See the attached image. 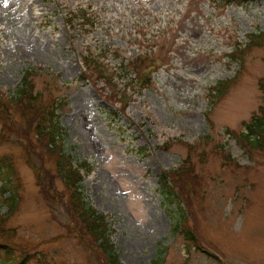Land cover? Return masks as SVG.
Instances as JSON below:
<instances>
[{"label": "rangeland", "instance_id": "1", "mask_svg": "<svg viewBox=\"0 0 264 264\" xmlns=\"http://www.w3.org/2000/svg\"><path fill=\"white\" fill-rule=\"evenodd\" d=\"M29 70L39 100L62 103L64 151L93 169L82 189L119 264H264V136L243 135L264 116V0H0V96ZM12 113L0 107V161L14 162L18 201L7 213L0 198V247L11 264H108L55 154ZM185 168L174 231L178 207L159 185Z\"/></svg>", "mask_w": 264, "mask_h": 264}, {"label": "trees", "instance_id": "2", "mask_svg": "<svg viewBox=\"0 0 264 264\" xmlns=\"http://www.w3.org/2000/svg\"><path fill=\"white\" fill-rule=\"evenodd\" d=\"M253 36H256V38L261 37L260 34H253ZM233 56L234 55H232V58ZM234 58H237L236 55ZM85 64L86 72L88 71L90 73L92 70L98 78L103 80L105 71L99 59L91 57L85 58ZM149 68L150 66L148 65V67L142 70L143 74L140 76V82L143 83V86H147V83L151 79L149 75L151 70ZM33 71L29 70L24 73L22 83L19 84L11 98L3 99L0 96V107L5 110L7 116L3 118L8 122H13L15 118L12 117V115V118H10V114H13V110H20L23 114L22 118L29 121L23 124L26 125V132H31V130L35 132L38 141L44 143L46 148L51 153L55 154L57 168L59 169L58 175L70 190L72 207L76 213L79 212L78 214L86 226L87 232L90 233L91 237H93L96 242L100 241L98 245L105 254L108 264H119V255L114 249V243L111 242L113 229L108 226L106 219L107 215L98 213L92 205H89V201L86 199L82 189L83 181L92 173L93 169L88 165L89 162L86 159L80 163H74L73 157L64 151L63 145L61 144V141L63 142L64 128L60 123V115L57 113L62 103L58 102L57 99V103L48 105L42 102L41 99L39 100V96L34 93L33 90L34 85L31 77ZM226 84V80L219 83L213 96L216 97V95L218 96L221 94ZM20 125V127L23 126L22 124ZM247 127L249 131L243 134L244 139L250 143V146L260 143L264 136V116H255ZM26 135L27 134L24 133V136ZM3 160L0 161V198L4 197L3 203L8 207L7 213H12L18 201L17 193L9 188V185L12 183L10 176L14 175V162L12 159ZM190 174L191 169H171L160 180V191L168 203L170 205L175 204L178 208L180 206V209L177 208L175 210L178 212V215L175 219L174 231H182L183 224L186 221V214L185 211H183L182 202L175 188L178 184L188 183ZM6 193L9 194L7 195ZM185 234L187 239L193 243H197L195 237L188 229ZM0 248L2 249V264H11L12 257H10V246L2 245Z\"/></svg>", "mask_w": 264, "mask_h": 264}, {"label": "bare ground", "instance_id": "3", "mask_svg": "<svg viewBox=\"0 0 264 264\" xmlns=\"http://www.w3.org/2000/svg\"><path fill=\"white\" fill-rule=\"evenodd\" d=\"M133 202H136V201H133ZM132 206V205H131ZM137 207H138V205H137Z\"/></svg>", "mask_w": 264, "mask_h": 264}]
</instances>
